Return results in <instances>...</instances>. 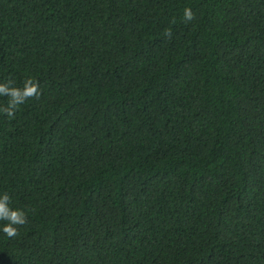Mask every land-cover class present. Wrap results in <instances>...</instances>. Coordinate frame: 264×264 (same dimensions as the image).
<instances>
[{"label":"trees","instance_id":"trees-1","mask_svg":"<svg viewBox=\"0 0 264 264\" xmlns=\"http://www.w3.org/2000/svg\"><path fill=\"white\" fill-rule=\"evenodd\" d=\"M28 77L0 264H264V0H0V83Z\"/></svg>","mask_w":264,"mask_h":264},{"label":"clouds","instance_id":"clouds-1","mask_svg":"<svg viewBox=\"0 0 264 264\" xmlns=\"http://www.w3.org/2000/svg\"><path fill=\"white\" fill-rule=\"evenodd\" d=\"M195 18L191 8L184 9V20L190 22ZM168 32L166 35H170ZM42 95L39 81L28 77L23 87H16L15 82L9 78L7 82L0 83V97H8L7 104L0 106V112L9 118H15L19 107L29 99H39ZM12 197L7 193L0 195V221H7L2 231L8 238H14L19 235V228L28 222V214L24 209H14L11 207Z\"/></svg>","mask_w":264,"mask_h":264}]
</instances>
